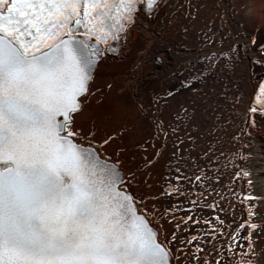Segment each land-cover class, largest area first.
<instances>
[{"label": "snow or ice", "instance_id": "snow-or-ice-1", "mask_svg": "<svg viewBox=\"0 0 264 264\" xmlns=\"http://www.w3.org/2000/svg\"><path fill=\"white\" fill-rule=\"evenodd\" d=\"M221 6L236 12L231 0H0V264H255L252 241L264 223L249 210L258 198L237 187L251 181L237 167L244 161L236 146H246L249 127L264 121V105L246 110L227 133L235 121L217 101L236 108L241 91L212 99L207 82L222 67L225 78L234 74L238 63L264 81V39L225 34L215 19L190 27L203 9ZM161 13L180 20L186 39L195 30L204 48L236 43L183 62L199 70L174 73L179 83L155 98L156 112L168 105L167 116L154 118L152 136L135 145L140 162L125 170L123 133L79 117L92 96L117 86L93 89L100 65L135 42L137 21ZM185 91L191 95L171 105ZM162 161L164 183L156 185ZM238 252L249 260L236 261Z\"/></svg>", "mask_w": 264, "mask_h": 264}, {"label": "bare ground", "instance_id": "bare-ground-1", "mask_svg": "<svg viewBox=\"0 0 264 264\" xmlns=\"http://www.w3.org/2000/svg\"><path fill=\"white\" fill-rule=\"evenodd\" d=\"M231 3L236 6L235 14L227 12L222 6L219 10L209 7L199 13L200 18L194 26L190 27L199 30L215 19V27L220 28L222 24L225 34L247 33L251 36L261 31L264 35V0H231ZM241 4L245 5L243 9L240 8ZM222 13L225 16L223 23L219 19ZM195 30L190 32L186 39L180 20L173 17L169 23L164 13L153 20L137 21V27L133 28L130 34V36L135 35V42L125 46L119 58L109 55L100 65L92 85L93 89L95 90L97 85L104 86L113 81H116L117 86L101 95L92 96L91 103L85 106L79 119L86 126L95 122L102 132H110L116 136L123 133V138L118 139L117 143L127 146L124 157L125 170L135 168L140 162L142 155L137 152L135 145L152 136L154 118L161 114L167 116L168 105L161 104V111L156 112L153 103L155 98L163 94L168 87L179 83L174 73L184 72L187 75L189 71L199 70L183 62L194 61L205 52L223 53L236 43L235 40H231L225 42L223 47L218 44L215 48H204L200 44L201 37L196 35ZM239 42L243 43L244 37H241ZM185 46L194 51L186 52ZM157 59L161 63H156ZM224 71L223 67L220 68L207 83L215 89L212 99L222 95L224 89L235 92L237 86L239 87L243 103L236 108L225 106L223 100L217 101L225 118L235 121V124L231 122L227 124V133H234L237 131L236 125L242 123L246 110L256 107L259 112L264 105V95L259 93V82L264 81H258V77L250 75L246 64H236L234 74H229L227 78L222 75ZM119 77L122 79L117 80ZM208 86L203 83L197 85L204 91H209ZM189 95L191 94L185 91L178 94L170 103L175 106L178 101ZM227 99L231 100V95ZM141 105L144 107V112L140 111ZM212 116L213 114L209 112L206 119L211 121ZM223 140L224 151L231 153L233 143L229 142L228 134H223ZM245 140L246 146L243 142L236 146V150L240 152L244 161L237 167L241 168L242 173L249 174L243 176V180H250L251 183L238 184L237 187L243 188L258 198L250 202L252 208L249 210L253 211L255 222L264 223V121L258 119L255 127L250 126ZM146 146L149 154L152 153V145ZM170 151L169 144L166 154ZM165 172L162 161L154 170L152 183L156 185L164 183L163 173ZM176 203L183 207L188 206L187 201L180 200ZM178 215H184V213L180 212ZM190 225L194 230L197 227L191 222ZM252 244L256 253L253 258L255 264H264V232H260L258 236L254 234ZM244 251L247 252V249L245 248ZM235 259L247 262L249 257L241 256L238 252Z\"/></svg>", "mask_w": 264, "mask_h": 264}, {"label": "rangeland", "instance_id": "rangeland-1", "mask_svg": "<svg viewBox=\"0 0 264 264\" xmlns=\"http://www.w3.org/2000/svg\"><path fill=\"white\" fill-rule=\"evenodd\" d=\"M257 33V32H256ZM256 35H258V37L260 38V39H264V35L261 33V31L259 32V33H257Z\"/></svg>", "mask_w": 264, "mask_h": 264}]
</instances>
